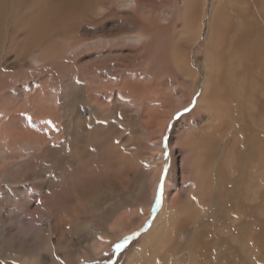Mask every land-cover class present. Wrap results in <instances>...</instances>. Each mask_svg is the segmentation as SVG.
I'll use <instances>...</instances> for the list:
<instances>
[{"label": "bare ground", "instance_id": "bare-ground-1", "mask_svg": "<svg viewBox=\"0 0 264 264\" xmlns=\"http://www.w3.org/2000/svg\"><path fill=\"white\" fill-rule=\"evenodd\" d=\"M9 1L0 0V24H2L0 25V46L4 44L3 23L6 22L4 17L8 13L6 11L10 5ZM123 3V6L127 8L131 5L136 6L134 9L138 7V3L133 4L132 0H123ZM94 7L99 14L104 12L99 20L95 19L99 26L93 29L81 26L76 29V32L80 31L82 36L95 39L99 49H91L94 55L92 59L103 66V69H108L106 61H109V56H106L108 53L103 55L102 50L99 52L102 46L98 44L104 39L107 42L111 40L113 42L117 35L123 37L127 24L119 22L121 18H115L114 8L106 7L100 1L60 0L59 4H45L32 15L21 17L23 19L21 22L26 25L20 31L24 39L20 46V54L13 62L20 61L23 67L28 66V57L34 55L35 61H41L38 66L61 71L64 75L62 78L65 83L64 90L53 95L45 88L29 91L21 89L17 95L13 96L8 94L6 89L7 85L4 82L6 74H0L2 78L0 89L1 92H5L4 95L0 92V264H77L96 251L107 247L106 235L108 237L110 234L109 240L117 241L120 237L139 230L147 219V207L156 189L161 167L159 162L155 163L154 167L149 164L159 156L162 134L174 110L170 113L164 111L163 82H161L162 79H157L164 73L156 78L157 74L153 71L155 68H145L147 71H143L142 74H153L154 79H157L155 82L152 78L139 79L136 72L127 74L128 70H124L120 78L112 77L111 80H104L96 85L90 84L93 80L88 79L91 82H87L85 75L80 76V73V77H74L72 73H69L70 70H65L67 68L62 65L65 63H56L58 60L52 59L54 52L50 53V46L53 44L49 46L43 42L51 36L61 34L62 30L56 23L58 19L59 22L60 18L62 20L63 14L78 8L93 11ZM247 13L242 11V8L241 11L238 9L233 11L228 17L222 13V18L228 21L224 27L221 23L222 26L218 31L222 32L217 31L218 34L215 35L216 41L219 39V55L212 64L206 63L211 71V77L204 79L195 108L188 114L202 118L204 120L202 128L188 126L187 129L181 130L176 126L171 136V142L182 159V173L194 179L195 186L198 184L201 186L203 181L206 185L205 179L210 169H213L214 165L215 170L220 167L219 163H215L216 157L214 158L210 143H212L213 130L220 122L219 117L226 118L227 115L223 116V114L231 110L230 106L226 107L224 103L221 105L222 89L231 88L233 85L230 86L231 83L227 82L226 73L230 74L229 71L235 70L237 66L248 64L246 60L251 58L249 63L256 65L257 71L261 74L259 77H262L264 81V63H262L264 61V26L257 23L258 17L253 13ZM105 22L113 24L107 26ZM147 26H142L141 29L142 35H146L143 36L144 38L152 35L147 31ZM188 26L187 24L182 29L192 31ZM113 33L114 39L108 38ZM118 39L119 37L116 41ZM148 41L151 43L150 39ZM114 43L116 44L115 41ZM149 43H143V49L146 51ZM115 44L112 45L115 46ZM92 45L94 46L93 43ZM176 46L169 48L170 57H173L171 61L175 68L182 73L190 65L181 60V53ZM109 51L111 53V50ZM81 57L83 58V55ZM143 59L139 61H145L144 57ZM155 63L158 65L157 62ZM87 66L89 65L86 67L84 65V69ZM250 67H245V73L251 72L252 67ZM156 68L159 69L157 66ZM97 71L99 70L93 72L95 78H97ZM101 72L104 73L103 70ZM99 75L98 77H101ZM253 76L249 78L252 80ZM144 77L147 76L144 75ZM224 80L226 81L223 83ZM94 82L98 81L94 80ZM262 90H264V83ZM234 101L233 99V104ZM237 101L239 103V100ZM236 113H238L236 126L239 124L238 126L246 129L248 125L246 126L243 114L248 113L241 111L239 114V110ZM257 132L258 130L246 132V135H251V140L249 143L246 141L248 145L245 149L243 148L244 151L237 149L238 153L234 155L236 163L233 165H235L234 168L240 165L237 173L241 179L226 181V183L232 182V186L240 190L244 186L242 184L245 182L243 178L247 163L250 162L246 160L251 159V156H261L257 153L259 146L262 145L260 142L262 137L255 139L252 137ZM254 144L258 146L255 151H253ZM219 162L222 163L221 159ZM219 173H222V169ZM5 186L20 195L19 200L12 199ZM29 186L35 188L38 193L29 192ZM168 188L164 207L155 216L151 230L149 229L141 243L129 254L125 264H161L168 253H172L178 260L176 254L185 247L189 254H192L197 227L194 229L188 226L190 224L192 226L191 221L195 219L194 210L188 208V201V203L181 201L182 189L177 190L172 184L168 185ZM201 193L206 194L205 190H201ZM241 198L239 203L242 201ZM222 200H220L221 203ZM2 224L5 225L2 227ZM181 233H184L187 239L184 242L180 240Z\"/></svg>", "mask_w": 264, "mask_h": 264}, {"label": "rangeland", "instance_id": "rangeland-1", "mask_svg": "<svg viewBox=\"0 0 264 264\" xmlns=\"http://www.w3.org/2000/svg\"><path fill=\"white\" fill-rule=\"evenodd\" d=\"M96 1H100V3H102L106 7L114 8L116 12H114L115 18H121L119 19V22L127 24L124 30L125 33L124 35L122 34L123 37L119 35H117V37L115 36L114 41L116 42L117 46L114 41L112 42L111 40V42H107L106 39L98 44L99 46H102L99 52L103 51V55L105 53H108L106 54V56H109V61H106L108 64L110 63L109 65L106 63L108 69H103V66L98 65L99 63H95L92 59L94 55H92L93 52L91 49H99L98 46H96L97 43H95V39L93 37L82 36L80 31L76 32V29L80 28L81 26H86V29H93L96 26H99L95 21L99 20L104 12H102V14H99V11L95 7L93 8V11L90 9L84 11V8L72 9L69 11V13L63 14L64 16L62 17V20L60 18V22L58 19V22L56 23L57 27H59L63 33L61 32V34L54 35L53 37L51 36L43 41L44 43H46V45L49 46L51 45V43L53 44L50 46L51 50L49 49L51 51H49L51 54L53 52V54H55L52 59L54 61L58 60L56 63H65L62 64L65 68H67L65 70H70L69 73H72L74 77L85 75L86 81L90 83L93 80L90 84L94 85L99 82L102 83L104 82V80H111L112 77L120 78L123 74L122 71L124 70H128L127 74L136 72L138 76L137 78L139 79L152 78V80L155 82L157 81V79H162V88H164L163 90L165 93V96H162L165 100H163L164 111L170 113L174 109L167 121V124L171 122L173 124V127H165V130L162 134L159 156L155 157L156 160L149 164V166L154 167L155 163H160L161 167L159 176L162 173L164 166L167 165L168 173L167 179L164 183V193L159 202H157L156 186L154 194L152 195L147 207L148 216L146 221L143 222V226L137 231L120 237L117 241H113V239L109 240L110 234L108 237L106 235L105 238L108 243L107 247L101 249L100 251H96L87 258L82 259L81 262L77 264H125L129 254L134 250L136 246L141 243L143 238L148 234L149 229L151 230L155 216L164 207L167 192L169 191L168 185L171 184L174 185L177 190L182 189L183 192L181 195V201L184 203L189 202L188 208L190 207L192 210H194L195 219L191 221L192 226L190 224L188 228L197 227V233L195 234L196 241L194 243V246H192V254H189L187 248L185 247L180 253L176 254L178 255V260L172 253H168L166 259H163V263L161 264H264V90H262L264 81H262V77H259L261 74L257 71L256 65L249 63L251 61V58L246 60V63L248 64H242L241 67L237 66L235 70L233 69L229 71L230 74L226 73V76L228 78L227 82L231 83L230 86L232 84L233 85L231 86V88H224L226 91L222 89L221 100L223 101L221 105L224 103V106L231 107V110H229V112L226 111V113L228 114H223V116H231L229 117L230 120H227V116L226 118L224 117L225 119L219 117L220 122L216 124V126H218L219 124L220 125L218 126V128L215 126L213 130L212 136H214L215 138H212L211 136L212 143H210V148L215 155L214 158L216 157L215 163H219L220 167L218 170H215L214 165L213 169H210L205 179L208 182L207 183L205 181L206 185L203 184V181L201 186L199 184L195 186V180L192 178H188L187 175L185 176V174L182 173V159L171 142V136L172 134H174L176 126H178V128H180L181 130L187 129L188 126H194V128L199 129L202 128L201 126L204 123V120H202V118L192 117L188 114L195 108L196 101L202 90L204 79L206 77H211V71L207 68L206 63L210 62V64H212V61H215V58H217V56L219 55V39L216 41L215 35L222 32L218 30H220V27L222 25V27H224V24H226V22L228 21L222 18V13H225V16L228 17V15L233 11L237 9L241 11L242 8V11H246V13L248 12L247 14L253 13L254 16L258 17L257 23L260 26H264V0H240L238 2H233L232 0H132L133 4L138 3V7L136 9H134L136 6L133 5H131L129 8L123 6V0ZM19 2H22L21 5ZM59 2L60 0L9 1V4L12 5H9L10 8L8 7V11H6V13H8L6 17H4V21H6L5 23H3L4 36L2 40L4 44L0 46V74H6L4 82H6V89H8V94L15 96L21 89L24 91H29L31 89L40 90L45 88L48 93L56 95L58 92H62L64 90L65 83L62 79L64 75L61 73V71H57L56 69H54L53 71V69H48L45 66H38L41 64V61H35L36 57L34 55L32 57H28V66L23 67L20 61L13 62L20 54V46H22L21 43L24 39V36H22L20 32L22 28H25L24 26H26L23 22H21L23 20L22 18L28 15H32L36 12V10L38 11L42 6H45V4H59ZM16 9L19 10L17 11ZM119 12L126 13L124 14ZM127 12L130 13V15H128ZM88 14L92 17H88ZM187 20L189 23L187 22ZM186 22L189 25L188 27H191L190 29L192 31L189 32L185 31V29H182V27H186ZM105 24L107 26H111L113 23L105 22ZM121 26L124 27V25ZM142 26L148 27L147 31L152 34L150 35L152 37L147 36V40L146 38H144L146 35H142ZM198 26H200V30H198ZM134 31L135 33H132ZM113 35L114 33L111 35V37L108 36V38L114 39ZM118 37L120 40L118 39L116 41V38ZM148 39H150V42L152 44L149 43ZM104 42L106 43V46ZM145 42L149 43L147 51L143 49V43ZM54 43L56 46L54 45ZM92 43L94 44V46L92 45ZM111 43L113 45L115 44V46H113ZM108 46H110V48ZM174 46L179 48V53H181V60L190 65V67L185 69L182 73L178 72V70L174 66V63L171 61V58L173 60V57H170L171 51L169 48H173ZM55 47L57 48L54 49ZM105 50H107L108 52H106ZM109 50H111V53ZM42 51L44 52V49ZM145 51L147 53H145ZM82 55L83 58L81 57ZM84 55L86 56L84 57ZM143 57L145 58V61L140 62V59L144 60ZM106 58L107 57H105V59ZM222 58L223 57H221V59ZM84 60H86V62ZM83 61L87 64H84ZM137 61L139 63H137ZM146 62H149L147 63L148 66ZM155 62H157L158 65ZM124 63H126V65ZM262 63H264V61H262ZM68 64L71 66H69ZM84 65L85 67L86 65L89 66L84 69ZM114 65L116 67H114ZM117 65H119L120 68ZM156 66L159 67V69L156 68ZM246 66L252 67L251 72L245 73ZM95 67L96 69H94ZM109 67L111 68L109 69ZM122 67L123 70L121 69ZM147 67H152V69L155 68L153 69V71L155 72L154 74H157V76H155L156 78L160 74H164L163 76L160 75L161 77H158L157 79H154L153 74H142L143 71H147L145 69ZM240 68L242 69V71ZM80 69L84 71H81ZM89 69L93 72L99 70L96 72V74L98 73L96 75L97 78L94 77L95 72L91 73ZM115 69H119V71H115ZM152 69H150V71ZM85 70H87L88 72ZM102 70L104 73L101 72ZM107 72H109V74H105ZM98 75L101 77H98ZM144 75L147 77H144ZM150 75L153 77H151ZM249 76H253L254 79L255 77L257 78L255 80L252 78V81ZM0 79H2L1 75ZM88 79L91 81H89ZM245 79H247L246 82ZM94 80H97L98 82H94ZM233 80L234 83H232ZM225 81L226 80H224L223 83ZM239 82H243L242 85H240ZM239 87L242 89L241 92ZM229 90L231 91L229 92ZM4 93L5 92H1V95H4ZM235 94L238 96H236ZM251 94H254L253 97ZM235 98L239 100V103H237L238 101ZM233 99L235 100V105L232 103ZM234 106L237 107L235 108ZM186 107H191L192 111L184 113L182 115V118H179L180 122L179 120L173 121L171 119L177 111L182 112ZM237 110H239V114L241 111L243 113H248L243 114L246 126L248 125L246 129L238 126L239 124H237L236 126V122L238 119V113H236ZM252 110L254 112H252ZM222 124L224 126H222ZM252 130H258V132L255 133L256 137L254 136V134L252 136L254 137V139L262 137V141L260 140L262 145L259 146L260 151L258 150L257 153L259 156H261H251V159H253V161L251 159L246 160L247 162L250 161L251 164L250 162L247 163L245 169L246 173L243 178V181L245 182L242 184L244 186L242 187L243 189L241 188L240 190L236 186H232V182L226 183V181L235 179L239 180L240 177H238L239 173H237V169L240 165H236V168H234L235 165L233 164L236 163L234 160V155L238 153L240 149H245L246 145H248L247 143H249V141L251 140V135H246V132ZM164 137L168 138L167 141H164ZM165 143L167 144L166 148ZM257 147L258 146H255L254 144L253 151H255V149H258ZM165 151H167L168 153L167 156L164 155ZM217 159H219V161L221 159L222 163L217 161ZM221 165L223 166L221 167ZM220 169H222V173H219ZM230 169H232V171ZM232 188L234 191L232 190ZM5 189L10 194L12 199L19 200L20 195H18L15 191L11 190L8 186H5ZM201 190H205L206 194L201 193ZM28 191L34 194L38 193L37 190L32 186L28 187ZM219 196L222 197L220 198ZM193 197H195V199H193ZM240 198L242 201H240L239 203ZM221 199H223L222 203L220 202ZM193 222H195V224H193ZM4 225L5 224H2V227ZM134 233H138V235L134 236ZM180 236L179 237L182 242L187 240L184 233H181ZM125 238L131 239H129L127 243H124L123 247L117 249L116 246L118 244H122L125 241Z\"/></svg>", "mask_w": 264, "mask_h": 264}, {"label": "snow or ice", "instance_id": "snow-or-ice-1", "mask_svg": "<svg viewBox=\"0 0 264 264\" xmlns=\"http://www.w3.org/2000/svg\"><path fill=\"white\" fill-rule=\"evenodd\" d=\"M191 111V107H186L183 109V111H177L175 113V115L171 118L173 121H177L179 120V118L184 114V113H188ZM30 119V118H28ZM167 128H172L173 127V124L171 122H169L166 126ZM167 137H164V141H167ZM117 143H119V141H117ZM167 147V144L165 143V148ZM167 151H165L164 155L167 156ZM167 173H168V166L165 165L164 168H163V171L162 173L160 174L159 176V182H158V185H157V202L160 201V199L162 198L163 196V193H164V183H165V180L167 179ZM193 199H195V197H193ZM134 236L135 235H138V233H134L133 234ZM131 239V238H125V241L122 243V244H118L116 247L117 249H120L121 247H123V244L124 243H127L128 240Z\"/></svg>", "mask_w": 264, "mask_h": 264}]
</instances>
